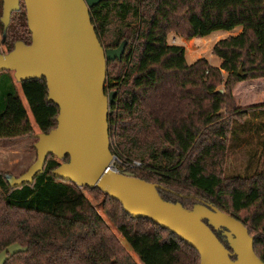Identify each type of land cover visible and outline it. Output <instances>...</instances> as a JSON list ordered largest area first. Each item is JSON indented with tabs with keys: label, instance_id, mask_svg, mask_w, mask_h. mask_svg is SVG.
Segmentation results:
<instances>
[{
	"label": "trees",
	"instance_id": "16d2710c",
	"mask_svg": "<svg viewBox=\"0 0 264 264\" xmlns=\"http://www.w3.org/2000/svg\"><path fill=\"white\" fill-rule=\"evenodd\" d=\"M90 15L105 49L125 42L121 59L107 62L105 91L116 92L108 117L112 153L123 162L139 160L141 167L128 172L167 188L159 191L163 199L173 201L168 192L182 204L197 197L236 217L264 262V137L251 176L222 172L235 124L264 109V0H104ZM22 27L26 34L18 32ZM236 27L238 34L212 47L218 67L205 58L188 64L184 48L167 42L170 32L192 39ZM2 31L0 22L3 53L18 40L30 42L23 3L3 43ZM1 75L0 140L35 138L26 107L38 133L56 126L58 107L47 101L44 78L18 83L19 95L10 71ZM60 163L49 156L32 184L16 188L0 171V251L23 247L3 264H138L85 191L97 203L102 196L104 215L141 264H199L197 251L169 230L133 219L98 188L52 176Z\"/></svg>",
	"mask_w": 264,
	"mask_h": 264
},
{
	"label": "water",
	"instance_id": "95a60500",
	"mask_svg": "<svg viewBox=\"0 0 264 264\" xmlns=\"http://www.w3.org/2000/svg\"><path fill=\"white\" fill-rule=\"evenodd\" d=\"M101 1L2 0L1 42L21 3L30 42L18 40L9 52L0 51V72H12L17 83L44 78L47 101L58 107L56 126L35 135V161L19 176L5 174L7 183L12 188L32 184L54 156L61 163L52 176L79 188H98L133 219L169 230L197 251L199 264H264L248 229L233 215L197 197L191 207L163 199L164 186L113 169L108 117L116 92L106 93L105 82L107 62L121 59L125 42L115 49L101 44L90 15Z\"/></svg>",
	"mask_w": 264,
	"mask_h": 264
},
{
	"label": "rangeland",
	"instance_id": "374dc122",
	"mask_svg": "<svg viewBox=\"0 0 264 264\" xmlns=\"http://www.w3.org/2000/svg\"><path fill=\"white\" fill-rule=\"evenodd\" d=\"M2 8L0 7V16H1ZM14 16V15H13ZM14 23V24H13ZM13 26L18 27V16L13 20ZM23 34L26 32L24 28H19L18 32H22ZM241 31L240 27H236L235 29L228 31V30H216L211 32L209 35L199 38H194V42L191 43V40L182 37L174 32H170L167 36L168 44L179 45L187 50H194V52L186 51L185 59L188 64H192L198 58H207L209 60V64L215 67H218L221 59L212 54V47L214 46V42L218 39L226 38L230 35H236ZM26 34V33H25ZM172 35L179 36V38H172ZM5 44L0 45V50L5 51L6 47ZM201 54V55H200ZM6 71L0 72V78L2 77V73ZM12 73V72H11ZM20 86L17 85L18 94L21 93L19 88ZM1 88V86H0ZM219 91H222V86H219ZM107 93V92H106ZM21 95V94H19ZM28 111L29 118L31 119V123L33 125V132L35 134L38 133V129L33 122V118ZM232 139H231V150L230 154L228 155L227 159L222 165V172L223 175L226 177H233V176H240V177H249L251 176L254 171L256 170L257 165V157L258 153L262 147V141L264 137V110H255L251 111L244 117L242 120H238V123L234 126V131L232 132ZM15 141V140H9ZM36 141L35 138H29L26 142H19V143H6L0 141V171L4 173L10 172H25L28 167L35 161L36 159V152L33 147L34 142ZM262 150V149H261ZM138 161L139 160H133ZM132 162V161H130ZM129 163V162H126ZM123 163V161H114V165L122 170L124 174L129 175L130 167ZM18 175L13 176H19ZM131 176V174H130ZM85 196L94 204H96L97 211L101 214L103 219L106 221L109 229L115 234V236L120 240L122 245L127 249L128 252L131 253L132 257L137 261L138 264H141L136 256L132 253L129 246L125 242V240L121 237V235L116 230V227L109 221V219L104 215L100 201L102 200V196H99L97 199L99 200L98 203L93 198L94 196L85 191ZM23 250V247L17 243L10 244L5 249L0 251V264H3L4 260L9 254H12L15 251Z\"/></svg>",
	"mask_w": 264,
	"mask_h": 264
},
{
	"label": "crops",
	"instance_id": "0c3cea01",
	"mask_svg": "<svg viewBox=\"0 0 264 264\" xmlns=\"http://www.w3.org/2000/svg\"><path fill=\"white\" fill-rule=\"evenodd\" d=\"M172 38L175 40V38H179V39H181L179 36H176V35H172ZM219 37H217V39H216V41L214 42V43H216L218 40H220V39H218ZM223 39V38H222ZM189 40H191V43H193L194 42V38H192V39H189ZM194 50L195 49H193V50H186L185 49V52H184V54L186 55V51L187 52H190V51H192V52H194ZM201 55V54H200ZM199 59V58H198ZM207 59V58H206ZM207 61L209 62V60L207 59ZM10 74H11V76H12V78H13V80H14V85H15V88H16V90H17V85H19L16 81H15V79H14V77H13V74L10 72ZM20 88V87H19ZM18 92V91H17ZM19 94H21V93H19ZM264 110V109H263ZM29 140V138H24V139H18V140H15V141H9V140H4V139H2V140H0L1 142H6V143H19V142H26V141H28ZM261 149H262V147H261ZM261 149H260V151H259V153H258V157H257V165H258V162H260L261 161V159H259V156H260V154H261ZM256 165V166H257ZM10 173H12V175H18V174H20V173H22V171H19L18 173L17 172H10Z\"/></svg>",
	"mask_w": 264,
	"mask_h": 264
},
{
	"label": "flooded vegetation",
	"instance_id": "af4514ba",
	"mask_svg": "<svg viewBox=\"0 0 264 264\" xmlns=\"http://www.w3.org/2000/svg\"><path fill=\"white\" fill-rule=\"evenodd\" d=\"M169 194L168 195H165L167 198H170L171 200H173V201H178L176 198L177 197H179V196H176L177 194H175V193H173V192H168ZM184 196H182V198H183ZM181 198V197H180ZM183 199H185V198H183ZM187 199L188 200H185L184 202H183V204H184V206H186V207H191L192 205H193V203H195L196 201L193 199V198H188L187 197ZM220 238H224V236H222L221 235V231L220 230H217L216 232H215Z\"/></svg>",
	"mask_w": 264,
	"mask_h": 264
},
{
	"label": "built area",
	"instance_id": "2783aa9c",
	"mask_svg": "<svg viewBox=\"0 0 264 264\" xmlns=\"http://www.w3.org/2000/svg\"><path fill=\"white\" fill-rule=\"evenodd\" d=\"M115 160L120 161V160H118V158H117L116 156H115ZM115 160H114V161H115ZM120 162H121V161H120ZM123 163H126V162H123ZM126 165H128V166H130V167H133V168L141 167V163L138 162V161H132V162L126 163ZM113 167H114L113 169H114L115 171L124 174V172H123L122 170H120L119 168H117V167L114 165V162H113Z\"/></svg>",
	"mask_w": 264,
	"mask_h": 264
}]
</instances>
